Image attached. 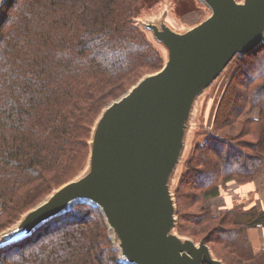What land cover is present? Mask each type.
Segmentation results:
<instances>
[{
	"label": "trees",
	"instance_id": "16d2710c",
	"mask_svg": "<svg viewBox=\"0 0 264 264\" xmlns=\"http://www.w3.org/2000/svg\"><path fill=\"white\" fill-rule=\"evenodd\" d=\"M138 2L6 0L0 5V231L87 166L93 128L106 105L163 67L164 53L135 18ZM263 50L264 44L237 57L247 62L244 57L257 59ZM249 83L244 106L258 110L253 123L260 126L236 128L244 108L228 85L216 109L217 134L208 132L204 142L194 144L181 165V186L177 179L174 188L177 231L204 239L225 264H264V248L250 234L264 224V210L255 206L257 218L249 222L244 200L220 213L210 202L234 183H253L264 193V184L255 183L264 170V69ZM243 134L257 137L237 139ZM190 175L195 177L190 203L199 206L186 215L183 194ZM82 206L91 214H77ZM69 212L74 216L49 225ZM0 264L128 263L112 242L102 210L79 202L30 236L0 246Z\"/></svg>",
	"mask_w": 264,
	"mask_h": 264
},
{
	"label": "water",
	"instance_id": "95a60500",
	"mask_svg": "<svg viewBox=\"0 0 264 264\" xmlns=\"http://www.w3.org/2000/svg\"><path fill=\"white\" fill-rule=\"evenodd\" d=\"M200 1L211 13L190 28L173 25L168 8L139 21L165 53L163 67L106 105L93 128L87 166L0 231V246L90 202L102 210L128 264H225L204 239L177 231L174 188L197 99L236 56L264 44V0Z\"/></svg>",
	"mask_w": 264,
	"mask_h": 264
},
{
	"label": "rangeland",
	"instance_id": "374dc122",
	"mask_svg": "<svg viewBox=\"0 0 264 264\" xmlns=\"http://www.w3.org/2000/svg\"><path fill=\"white\" fill-rule=\"evenodd\" d=\"M167 8H168V15H167L168 20L176 27H179L181 30L184 28H190L194 25H197L198 23L203 21L205 18H207L211 13L210 9L200 0H139L137 5L135 6V18H137V20L140 21L142 19L145 20L146 18H149V17L152 19L156 17H160L163 14L162 11ZM142 29L146 31V29L143 26H142ZM149 37L151 38L150 35ZM99 39L102 40L105 38L102 35V37H100ZM164 56H165V53H164ZM254 56L256 55L251 54V55H247L246 58L244 57L245 60H248L247 62H245L244 60L236 56L233 59V61L227 66L225 71L214 81L212 85H210V87H208L206 92H204L197 99V102L195 104V109L193 111V115H192L191 122H190L191 128L189 131L188 144H187L188 148L186 150V155H185L186 157L192 155L194 144L197 141L204 142L209 135L207 134L208 132H216L217 130L216 124L214 123L217 117L215 116L216 109L218 108V105L220 101L222 100L226 89L229 87L228 85H230V89H231V86L234 87L233 88L234 93L235 95L238 96L236 104L244 108V111L238 117L236 128H238L240 124H244V125L247 124L246 125L247 130L248 129L251 130L253 128H257L260 126V125L254 126V123H253V117L257 116L256 114L258 113L256 112H258V110L256 112H255V109L252 111L251 104L247 102H246V105L244 106V100H243L244 96L251 94L249 93L248 87L246 88V86L251 85V83H249L250 80L252 79L253 81L254 78H256V75L261 70L264 69V50L260 55H258L260 56L259 58L254 59ZM251 64H254L253 68H250ZM153 72L155 71H151L149 73H153ZM246 82H248V84H246ZM246 108H247L248 113L245 112ZM229 114H232V113L228 111L227 115ZM230 116L231 117L234 116V113ZM225 119H227V117H225ZM220 125H223V123L221 122ZM224 128L226 129V131L229 130L228 125H226ZM254 137H257V136H255V134H248V135L243 134V135H239L237 139L240 138V139L246 140L247 142L248 141L251 142V140H254ZM238 141L239 140H236V139H232V140L230 139V143L232 144H235ZM246 150L247 152L254 154V151L251 148H247ZM226 151L227 150L225 149L223 152L225 153ZM181 165H180V169L182 167ZM182 168L185 169L184 167ZM200 168H202V166ZM180 169H179L178 176H177L179 180L176 186H178L179 184L181 186V170ZM194 178L195 177H193V179ZM193 179L191 175L188 177L189 185H187L186 183L187 185L185 188L186 196L183 194L184 196L183 203L185 204V206H183L182 210H183V213L186 215L188 212H191V213L196 212L199 206V204L197 205L193 204L191 206L190 199H189L192 193L194 192L193 187H192L193 182H194ZM260 179H262V181L255 182L257 186L264 184V170L261 172ZM245 186L251 187L253 186V183L245 185ZM181 196H182L181 191L180 192L178 191L177 197L180 203V216H181ZM244 206H245V210H248L247 211L248 214L245 217H251L249 218V222L255 220L257 218L256 215H258V211L256 210L255 200L253 199L252 195L249 198H246L244 200ZM74 214L75 213L71 214V212H69L65 216H62L65 218H62V217L58 218V220L56 219L52 221L49 225L53 226L54 224H56V222L58 223L62 219L67 220L68 217L70 218L71 216H74ZM77 214L81 216L84 214H87V215L91 214V212L87 206H82L79 208ZM209 228H207L206 231L201 232V234L203 236L207 235Z\"/></svg>",
	"mask_w": 264,
	"mask_h": 264
},
{
	"label": "crops",
	"instance_id": "0c3cea01",
	"mask_svg": "<svg viewBox=\"0 0 264 264\" xmlns=\"http://www.w3.org/2000/svg\"><path fill=\"white\" fill-rule=\"evenodd\" d=\"M228 189V192L224 195L217 196L213 198L211 206L216 213H220L225 208H228L238 201L245 200L251 195L255 200V205L259 211L264 210V193L262 191H257L256 186L251 187L240 185L239 183L232 184ZM251 237L254 242H256L260 247L264 248V224H260L257 227H253L250 230Z\"/></svg>",
	"mask_w": 264,
	"mask_h": 264
}]
</instances>
